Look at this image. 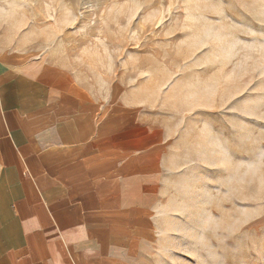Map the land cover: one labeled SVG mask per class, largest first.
Wrapping results in <instances>:
<instances>
[{
  "label": "crops",
  "instance_id": "obj_1",
  "mask_svg": "<svg viewBox=\"0 0 264 264\" xmlns=\"http://www.w3.org/2000/svg\"><path fill=\"white\" fill-rule=\"evenodd\" d=\"M50 57L0 60V264L171 249L180 201L211 182L210 113L172 105L153 78L100 83Z\"/></svg>",
  "mask_w": 264,
  "mask_h": 264
},
{
  "label": "rangeland",
  "instance_id": "obj_2",
  "mask_svg": "<svg viewBox=\"0 0 264 264\" xmlns=\"http://www.w3.org/2000/svg\"><path fill=\"white\" fill-rule=\"evenodd\" d=\"M34 56L100 83L153 78L210 113V185L183 196L171 249L141 264H264V0H0V60Z\"/></svg>",
  "mask_w": 264,
  "mask_h": 264
}]
</instances>
